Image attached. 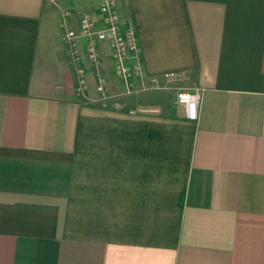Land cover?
<instances>
[{"label":"crops","instance_id":"1","mask_svg":"<svg viewBox=\"0 0 264 264\" xmlns=\"http://www.w3.org/2000/svg\"><path fill=\"white\" fill-rule=\"evenodd\" d=\"M105 1L0 0V264H264V0H110L130 94L64 41Z\"/></svg>","mask_w":264,"mask_h":264},{"label":"built area","instance_id":"2","mask_svg":"<svg viewBox=\"0 0 264 264\" xmlns=\"http://www.w3.org/2000/svg\"><path fill=\"white\" fill-rule=\"evenodd\" d=\"M100 12L103 19V28L99 29L91 17L81 20L79 30L68 23V14H63L62 27L64 28V41L76 53L78 43L84 39L92 62L98 61L99 46L103 42L111 44L113 57L116 62L117 74L125 86L127 93H136V83L146 90L145 74L142 65V52L134 29L123 30L112 1H105ZM103 80L98 90L104 92ZM87 89L85 72L77 71V90L83 95ZM202 100V91L183 92L178 95L177 103L185 110L186 118L190 121L198 119V109Z\"/></svg>","mask_w":264,"mask_h":264}]
</instances>
